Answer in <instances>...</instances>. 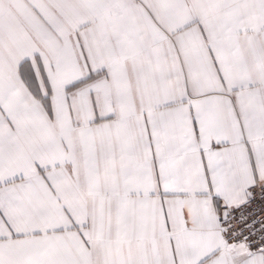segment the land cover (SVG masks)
<instances>
[{
    "label": "snow or ice",
    "instance_id": "snow-or-ice-1",
    "mask_svg": "<svg viewBox=\"0 0 264 264\" xmlns=\"http://www.w3.org/2000/svg\"><path fill=\"white\" fill-rule=\"evenodd\" d=\"M0 264H264V0H0Z\"/></svg>",
    "mask_w": 264,
    "mask_h": 264
}]
</instances>
